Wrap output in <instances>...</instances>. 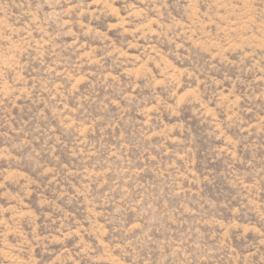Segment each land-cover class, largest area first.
Instances as JSON below:
<instances>
[{
	"label": "rangeland",
	"instance_id": "obj_1",
	"mask_svg": "<svg viewBox=\"0 0 264 264\" xmlns=\"http://www.w3.org/2000/svg\"><path fill=\"white\" fill-rule=\"evenodd\" d=\"M0 264H264V0H0Z\"/></svg>",
	"mask_w": 264,
	"mask_h": 264
}]
</instances>
